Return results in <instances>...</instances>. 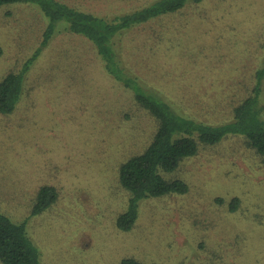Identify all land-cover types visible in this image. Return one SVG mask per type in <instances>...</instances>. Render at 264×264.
<instances>
[{"label":"rangeland","instance_id":"rangeland-1","mask_svg":"<svg viewBox=\"0 0 264 264\" xmlns=\"http://www.w3.org/2000/svg\"><path fill=\"white\" fill-rule=\"evenodd\" d=\"M61 1L112 17L151 0ZM47 19L32 2L0 6V78L35 52ZM165 21L177 27L171 49L160 55L148 46L135 55L133 69L182 112L228 120L264 58V0H203ZM53 27L16 108L0 112V212L26 219L42 264H120L124 256L159 264H264V161L242 134L200 144L178 168L162 172L187 181L188 191L141 200L133 227H117L130 196L118 167L145 148L157 122L104 70L90 40L63 30V20ZM135 33L141 40L148 34L151 43V25ZM262 86L264 108V78ZM43 184L54 185L58 196L30 214ZM234 196L239 203L231 210Z\"/></svg>","mask_w":264,"mask_h":264},{"label":"trees","instance_id":"trees-1","mask_svg":"<svg viewBox=\"0 0 264 264\" xmlns=\"http://www.w3.org/2000/svg\"><path fill=\"white\" fill-rule=\"evenodd\" d=\"M14 2L36 4L48 18V24L43 29L40 45L35 52L18 69L9 70L0 78L1 113L14 111L23 92L26 73L41 48L54 36V23L63 20L62 29L90 40L104 70L129 88L136 104L147 110L157 122L155 132L145 148L127 157L118 167L119 183L130 193L127 207L116 217V225L120 230L127 231L133 227L138 218L141 200L188 191L187 181L180 177L167 178L162 172L178 168L184 158L197 153L200 144L212 145L229 134H242L248 146L264 161V108L260 103L264 58L255 71V82L248 94L232 104L234 106L228 120L217 123L200 120L182 112L175 106L176 102L170 101L163 92L151 87L144 74L133 69L136 56L148 49V46L155 45L152 53L166 54V50L171 49L167 42L178 38L176 25L174 22H166L165 18L181 12L189 4L197 5L203 0H151L112 17L82 10L61 0H0V6ZM202 18L206 22L207 16L202 15ZM148 24L153 31L151 43L148 34L141 40L135 33L138 27L144 28ZM137 39L141 40L140 44L135 43ZM135 47L137 50H134ZM57 196L58 191L54 185H41L33 199L30 214L41 213L55 202ZM238 203L239 197L234 196L230 200L231 210L237 208ZM26 224V219L16 220L0 212L2 264H42L40 250L31 235H28ZM120 264L159 263L124 256Z\"/></svg>","mask_w":264,"mask_h":264}]
</instances>
